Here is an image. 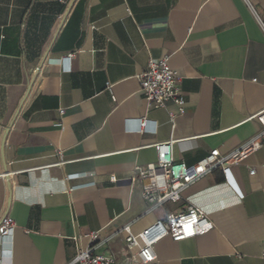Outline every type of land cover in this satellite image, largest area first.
Wrapping results in <instances>:
<instances>
[{"label": "crops", "instance_id": "0c3cea01", "mask_svg": "<svg viewBox=\"0 0 264 264\" xmlns=\"http://www.w3.org/2000/svg\"><path fill=\"white\" fill-rule=\"evenodd\" d=\"M163 55L181 113L139 92ZM263 109L264 0H0V219L15 224L0 264H66L92 232L121 261L124 225L139 232L188 205L214 227L161 239L150 264H264V144L231 167L235 187L215 169L176 203L151 208L129 179L171 138L187 165L229 153Z\"/></svg>", "mask_w": 264, "mask_h": 264}, {"label": "built area", "instance_id": "2783aa9c", "mask_svg": "<svg viewBox=\"0 0 264 264\" xmlns=\"http://www.w3.org/2000/svg\"><path fill=\"white\" fill-rule=\"evenodd\" d=\"M71 56L72 54H68L66 59ZM168 57L169 55H163L156 61H148L145 69L138 75L139 92L150 108L166 107L171 102L181 113L185 99L178 85L179 75L169 66ZM107 86H110L109 83ZM62 113L63 110L60 109L59 114ZM168 114L173 123L175 114L171 112ZM256 116L261 125L259 131L227 154H221L217 148L211 149L205 157L187 165L174 159L172 145L175 140L171 138L155 143L156 161L136 165L129 179L141 182L142 197L151 208L183 200L182 192L185 189L215 169H220L226 181L231 183L229 177L231 167L242 164L264 144V109ZM55 126H61V122L58 121ZM109 181H116L114 174L109 175ZM14 225L11 217H1L0 237L10 235ZM213 227L209 214L188 205L181 212L168 211L162 218L139 232H133L129 224L124 225L120 231L125 244L121 261H117L109 250L98 252L97 246L106 244L107 239L99 240L98 234L92 232L87 235L92 244L78 249L66 264H150L156 258L154 246L161 239L169 237L173 241H180L203 235Z\"/></svg>", "mask_w": 264, "mask_h": 264}]
</instances>
